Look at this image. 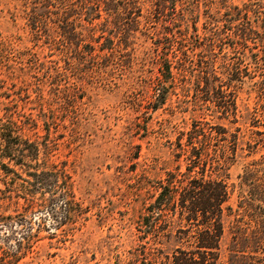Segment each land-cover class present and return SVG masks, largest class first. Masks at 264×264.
<instances>
[{
  "label": "rangeland",
  "instance_id": "obj_1",
  "mask_svg": "<svg viewBox=\"0 0 264 264\" xmlns=\"http://www.w3.org/2000/svg\"><path fill=\"white\" fill-rule=\"evenodd\" d=\"M194 126L222 133L226 264L264 181V0H0V264L165 260L180 240L142 219ZM11 135L38 158H4Z\"/></svg>",
  "mask_w": 264,
  "mask_h": 264
},
{
  "label": "trees",
  "instance_id": "obj_2",
  "mask_svg": "<svg viewBox=\"0 0 264 264\" xmlns=\"http://www.w3.org/2000/svg\"><path fill=\"white\" fill-rule=\"evenodd\" d=\"M168 73L172 75L171 69H168ZM223 97V102H226V95L222 91ZM188 135L187 145L183 147L179 144L182 155L187 156L186 172H170L166 180L159 182L160 192L154 203L148 206L141 224L143 238L176 235L180 241L172 255L165 254V260H161L162 256L156 255L160 251L155 252L153 248L144 254L143 264L220 263L225 235L224 206L230 194L223 180L211 177L208 172L211 170V173L219 174L224 170L225 164L217 158H210L209 153L214 141L218 146L222 133L218 132L215 136L213 132L207 133L204 127L194 126ZM6 142L1 155L16 161L18 165H23L27 158L36 160L39 156V147L29 140L21 144L11 135ZM2 167L5 171H11L7 166ZM34 176L37 187L57 195L52 197L53 201L62 197L69 200L70 194L57 192L60 187L58 173L43 171ZM240 208L245 210L244 216L249 221L245 222L244 217L237 220L231 254L226 264H264V181L254 185L252 194L241 203ZM160 254L163 255V251ZM148 256L152 258L146 259Z\"/></svg>",
  "mask_w": 264,
  "mask_h": 264
}]
</instances>
